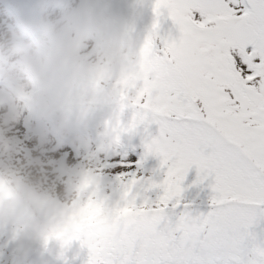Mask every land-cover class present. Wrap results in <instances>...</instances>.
<instances>
[{"label": "snow or ice", "instance_id": "obj_1", "mask_svg": "<svg viewBox=\"0 0 264 264\" xmlns=\"http://www.w3.org/2000/svg\"><path fill=\"white\" fill-rule=\"evenodd\" d=\"M152 11L132 102L159 124L146 148L167 169L151 185L162 195L137 204L133 178L109 206L97 189L70 227L90 264H240L243 229L264 205V0H154ZM161 17L177 35L159 36ZM193 167L196 183L212 181V210L170 221Z\"/></svg>", "mask_w": 264, "mask_h": 264}, {"label": "clouds", "instance_id": "obj_2", "mask_svg": "<svg viewBox=\"0 0 264 264\" xmlns=\"http://www.w3.org/2000/svg\"><path fill=\"white\" fill-rule=\"evenodd\" d=\"M140 48L128 25L89 0H37L32 18L18 16L14 29L0 33V228L65 243L83 235L70 222L99 189L97 157L71 168L51 161V171H45L39 157L17 159L13 128L31 118L62 136L110 107L107 149L123 131L121 114L135 107Z\"/></svg>", "mask_w": 264, "mask_h": 264}, {"label": "rangeland", "instance_id": "obj_3", "mask_svg": "<svg viewBox=\"0 0 264 264\" xmlns=\"http://www.w3.org/2000/svg\"><path fill=\"white\" fill-rule=\"evenodd\" d=\"M79 0H77V3ZM93 7L104 11L110 18L130 27L137 51L151 30L156 17L152 7L154 0H89ZM241 4V8H243ZM37 0H0V33L14 29L16 18L30 19L34 16ZM175 36L172 21L161 17L159 36ZM160 45V41H156ZM141 109L129 107L120 116L122 133L118 141L104 149V131L110 122L112 108L98 110L85 126L74 128L68 134L55 135L52 126L22 118L13 128L17 140V159L25 154L39 157L45 171H51V161H63L66 167H77L87 162L90 155L97 157L96 168L99 181V197L111 206L121 200L124 185L135 178L132 194L137 204L145 199L156 201L162 192L152 188L161 183L166 168L161 167L158 157L148 154L146 145L159 134V124L151 115L143 122ZM197 170H189L182 183L180 206L168 209L170 221H176L184 212L193 216L207 215L211 210L210 183H196ZM187 205V207H185ZM254 219L243 231L245 239L240 246V264H264V205L254 206ZM83 235L65 243L60 239L31 240L18 236L11 228H0V264H90V251H81ZM261 259H260V258ZM258 258V259H257ZM235 264V262H233Z\"/></svg>", "mask_w": 264, "mask_h": 264}]
</instances>
